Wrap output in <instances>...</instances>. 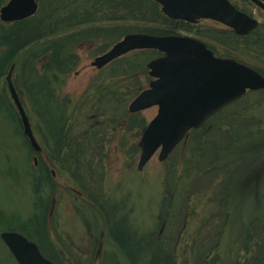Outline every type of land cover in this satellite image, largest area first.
Instances as JSON below:
<instances>
[{"label": "rangeland", "instance_id": "374dc122", "mask_svg": "<svg viewBox=\"0 0 264 264\" xmlns=\"http://www.w3.org/2000/svg\"><path fill=\"white\" fill-rule=\"evenodd\" d=\"M111 1L38 0L26 35L49 34L19 48L18 37L11 46L5 40L21 30L0 19V62L12 56L0 75V233L27 232L63 264H157L150 250L159 243L166 248L160 264L169 256L175 264H264V88L247 90L164 160L157 150L139 170L140 136L157 106L130 112L128 105L148 88L147 64L162 53L135 49L92 65L135 32L191 36L257 71H264L263 50L221 34L229 28L211 19L106 20L120 13L106 10ZM230 1L264 24V10L250 0ZM82 12L93 20L72 25ZM11 66L39 150L9 92ZM48 100L51 109H42ZM69 132L75 143L55 148ZM0 264H18L1 237Z\"/></svg>", "mask_w": 264, "mask_h": 264}, {"label": "water", "instance_id": "95a60500", "mask_svg": "<svg viewBox=\"0 0 264 264\" xmlns=\"http://www.w3.org/2000/svg\"><path fill=\"white\" fill-rule=\"evenodd\" d=\"M171 19L197 21L208 18L244 35L255 29L258 20L236 8L229 0H154ZM264 9L263 0H251ZM37 0H8L0 8L4 22L22 20L33 15ZM135 49H156L162 54L151 59L148 88L128 105L130 112L157 106L156 115L143 129L137 168L159 150L164 160L192 128L200 127L210 116L240 98L247 90L264 88V76L256 69L233 58L215 56L207 45L187 35L128 33L111 48L97 55L92 65L101 68L115 58ZM6 82L19 112L23 132L36 150L40 146L33 134L29 118L17 95L11 75ZM0 237L18 264H56L45 257L37 244L23 234L6 230Z\"/></svg>", "mask_w": 264, "mask_h": 264}, {"label": "trees", "instance_id": "16d2710c", "mask_svg": "<svg viewBox=\"0 0 264 264\" xmlns=\"http://www.w3.org/2000/svg\"><path fill=\"white\" fill-rule=\"evenodd\" d=\"M115 8H116V11L120 12V13L112 15V16H110L108 18H104V19H106V20L132 19V20H140L141 22H150V23L152 22V24L157 22L159 25H169L170 23L173 24V22L178 21V20H173V19H170L169 17H167L161 11L160 5L157 2H155L154 0H130V1L129 0H120L119 2H116L115 0L113 2V0H112L111 2L107 3L106 10L107 9L111 10V9H115ZM146 11H149L151 14L145 13ZM26 19L27 18L12 22V26L18 27L21 30V32L20 33H19V31L15 32V33L9 32V31L7 32V33L11 34V36L6 37V40H5V42L7 43L8 46H11L13 44L12 39L17 38V37H18L17 42L19 44L17 43L16 47L19 48V47H24L25 45L30 44L32 41H34L36 39L43 38V37L47 36V34H49L46 32L45 33L40 32L38 34H33L32 32H29L30 36H27L26 32L28 30V26H26L27 25ZM91 20H93V17L89 12H86V13L82 12L81 17L78 20H76L75 23H73L72 25L82 24L85 22H91ZM180 21L182 22L183 20H180ZM156 29L157 28H154L153 31H156ZM165 32H167V31H165ZM219 32L221 34H225L227 36H231V37H234L237 39L243 38V40H251V42L254 43L258 49L261 48L263 50L260 53L261 54L260 56H262V53H264V46H263L264 45V24H258V27L256 29L252 30L251 32H249L246 35H237L231 29L221 30ZM156 34H162V32L156 33ZM14 35H15V37H14ZM215 37H218V36H215ZM149 50L157 51L154 49H149ZM250 51L253 52L254 50L250 49ZM11 58H12V56H9L8 54H4V56H2V59L0 62L1 63L0 75H1V73L4 72V70L6 69V66L9 65ZM255 68H257V67H255ZM258 70L262 74L264 73L263 70H261V69H258ZM40 89L44 90L43 88H40ZM37 90H38V88H37ZM48 95H49V93H48ZM32 100L36 101V97L34 96V98ZM49 101L50 100L42 102L41 108L42 109L47 108L48 110H50L51 109V103ZM7 102H8V107L13 109V105H12L11 101L7 100ZM63 127H65V126H62L61 130ZM67 129L70 130L68 126L65 127V130H67ZM59 138H60L59 139L60 141L56 145L57 147H55L57 149L63 148L69 142L75 143L74 138H76V136H71V134L69 132V134L67 133L65 135L63 134V135L59 136ZM25 233H26V235L28 234L27 232H24V234ZM38 244H39L40 249L43 250L42 246H40V243H38ZM165 249L166 248H164V246L160 243L158 245L154 244V246L151 245L150 255H151V257H154V260H151V263H155L157 261V264H160L159 258L165 254ZM49 256L53 257L54 259L56 258L51 254ZM146 261H149V259ZM165 261H164L165 264H175V261L172 258H170V256H169V259L165 260ZM54 262H56L57 264H63L62 261L59 260L58 258H56V261L54 260Z\"/></svg>", "mask_w": 264, "mask_h": 264}, {"label": "flooded vegetation", "instance_id": "af4514ba", "mask_svg": "<svg viewBox=\"0 0 264 264\" xmlns=\"http://www.w3.org/2000/svg\"><path fill=\"white\" fill-rule=\"evenodd\" d=\"M264 1V0H263ZM254 4V3H253ZM255 5V4H254ZM255 6H257V5H255ZM259 8H261L262 10H264L262 7H260V6H258ZM196 23V22H195Z\"/></svg>", "mask_w": 264, "mask_h": 264}]
</instances>
